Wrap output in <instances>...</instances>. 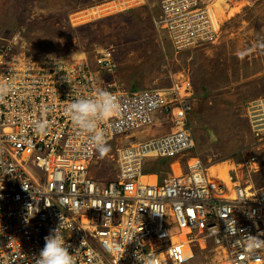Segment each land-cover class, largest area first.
<instances>
[{
	"label": "built area",
	"instance_id": "built-area-1",
	"mask_svg": "<svg viewBox=\"0 0 264 264\" xmlns=\"http://www.w3.org/2000/svg\"><path fill=\"white\" fill-rule=\"evenodd\" d=\"M159 1L155 25L178 51L220 41L221 25L213 23L204 0ZM28 44L16 35L0 45V82L11 85L0 102V264L9 263V254L11 263L35 264L45 237L57 228L77 264H264L263 182L249 188L235 168L232 180L223 181L194 154L189 79L173 81L170 89L126 91L112 74L105 87L85 53L36 55ZM97 62L111 71L118 66L109 49ZM99 90L118 104L99 125L107 143L148 134L157 123L171 126L119 149L110 157L116 177L105 180L92 173L95 145L66 111L74 99ZM245 115L262 151L264 97L249 102ZM38 121L48 125L42 134L34 128ZM159 158L176 160L178 167L171 163L173 174L161 183L146 172ZM249 163L258 165V157L251 155ZM22 240L30 245L27 258Z\"/></svg>",
	"mask_w": 264,
	"mask_h": 264
},
{
	"label": "rangeland",
	"instance_id": "rangeland-1",
	"mask_svg": "<svg viewBox=\"0 0 264 264\" xmlns=\"http://www.w3.org/2000/svg\"><path fill=\"white\" fill-rule=\"evenodd\" d=\"M142 1L147 4L131 0H0V43L25 35L32 54L85 53L91 71L101 75L105 87L113 74L115 81L120 76V86L126 91L170 89L173 81L190 78L196 107L189 119L197 146L194 154L199 153L207 166L215 162L233 166L246 162L252 151L259 159V168H242L246 177L238 180L247 187L259 181L264 185V149L254 146L257 141L245 115L247 102L264 96V0H239L241 3L231 5L233 13L217 24L221 25L217 44L183 51H177L167 31L155 25L154 19L161 15L160 1ZM100 6L99 15L89 14L88 10ZM107 6L111 9L105 10ZM106 49L119 62L115 71L97 62ZM167 131H171L170 125L160 128L157 123L146 138ZM143 139L145 136L137 132L131 140L121 136L107 143L110 152L101 157L97 151L93 175L104 180L115 178L116 164L110 157ZM154 162L157 172L165 168L164 172L171 174L169 159ZM146 172H150L148 166ZM22 242L21 254L27 258L30 245Z\"/></svg>",
	"mask_w": 264,
	"mask_h": 264
},
{
	"label": "clouds",
	"instance_id": "clouds-1",
	"mask_svg": "<svg viewBox=\"0 0 264 264\" xmlns=\"http://www.w3.org/2000/svg\"><path fill=\"white\" fill-rule=\"evenodd\" d=\"M115 60L117 61L116 58ZM117 63L119 67V62L117 61ZM188 79L191 81L190 78ZM117 80H121L120 76L116 78V81ZM10 91V84L6 82H0V102L4 101V99L10 94ZM262 97L255 99L258 100ZM252 100L249 102H252ZM249 102H247V104ZM66 111L71 122L81 133L88 136L91 142L95 145L100 156L104 157L107 155L110 152V146L107 144L104 130L101 129L99 125L102 121L111 118L118 111V104L115 97L105 90H99L97 95L94 97H78L74 99ZM47 127L48 125L45 121H38L34 124L35 131L38 134L44 133ZM69 248L70 245L66 243L64 237L59 231V228L54 229L48 236L45 237L44 247L40 250L38 256H34L35 264H77V261L74 259L73 253L69 251Z\"/></svg>",
	"mask_w": 264,
	"mask_h": 264
},
{
	"label": "bare ground",
	"instance_id": "bare-ground-1",
	"mask_svg": "<svg viewBox=\"0 0 264 264\" xmlns=\"http://www.w3.org/2000/svg\"><path fill=\"white\" fill-rule=\"evenodd\" d=\"M204 2L208 3L211 6V8H210L211 9V12H212L211 18H212L213 23H218L220 20H222L223 17H228L229 16L228 14L233 13L234 7H231V5L241 3L239 0H204ZM115 6H116V3H115ZM102 7L103 6L97 7V8L92 9V10H88V11H90L89 14L90 15H94V14L99 15L101 13L100 9ZM108 9H111V6L105 7V10H108ZM146 134L147 133H144L143 134L145 136V139H147L146 138L147 137ZM251 155H255L254 152H252V151L249 152V155L247 157L246 162H243V163H238V164L237 163L236 164L234 163L233 166H232V165L229 164V162H224V164L218 165L216 167V171L219 174V178L221 180H224V181L232 180V178L229 175V170L231 168H235L236 169V172L239 175L238 176V179L241 180V181H243L245 179V177H246V174L243 172L242 168H245L246 170H248L251 167H253V168L255 167L254 170H258L257 168H259V167H257L258 165L257 164H254V163H252V164L249 163L247 165L248 158ZM254 170H252V171L254 172ZM251 172H249V174ZM259 172H260V170H259ZM232 177H233V175H232ZM249 187H252V186L249 185ZM221 251H224V250L222 249ZM10 256H11V254H9L7 256L8 259H9V260H7L9 263H7V264H14V263H11L12 262V259L9 258ZM216 257H221V253H218Z\"/></svg>",
	"mask_w": 264,
	"mask_h": 264
},
{
	"label": "crops",
	"instance_id": "crops-1",
	"mask_svg": "<svg viewBox=\"0 0 264 264\" xmlns=\"http://www.w3.org/2000/svg\"><path fill=\"white\" fill-rule=\"evenodd\" d=\"M198 155H199V153H198ZM199 156H200V155H199ZM211 159H212V161H213V157H212V156H211ZM164 161H165V160H164ZM153 163H155L154 160L151 161V162L149 161L148 164H147L148 169H149V171H150L149 173L153 175V176H152V179H153V180H154V179H155V180H156V179L159 180L161 177L164 178V177H166V176H169V173L166 174V173L164 172V169H165V168H163L162 171L157 172V171L155 170V168H153V166H152ZM171 163L174 164V167H175L174 170H175V171L178 170V167H177V165H176V160H175V161L169 160V165H170ZM218 165H219V164H216V162H215L214 164L211 165V166H212L211 169H209L210 171H212V173L214 172V174H215L217 177H219V174H218L217 171H216V167H217ZM164 167H165V165H164ZM167 169L170 171L171 174H173L172 171H171L168 167H167ZM179 169L181 170L182 168H179ZM229 172H230V170H229ZM164 173H165V176H164ZM212 173H211V174H212ZM171 174H170V175H171Z\"/></svg>",
	"mask_w": 264,
	"mask_h": 264
},
{
	"label": "trees",
	"instance_id": "trees-1",
	"mask_svg": "<svg viewBox=\"0 0 264 264\" xmlns=\"http://www.w3.org/2000/svg\"><path fill=\"white\" fill-rule=\"evenodd\" d=\"M1 44H4V45H5V44H6L5 40H2V42L0 43V45H1ZM39 54H40V53H39ZM56 54H58V53H56ZM59 55H60V54H59ZM65 55H68V54H65Z\"/></svg>",
	"mask_w": 264,
	"mask_h": 264
},
{
	"label": "water",
	"instance_id": "water-1",
	"mask_svg": "<svg viewBox=\"0 0 264 264\" xmlns=\"http://www.w3.org/2000/svg\"><path fill=\"white\" fill-rule=\"evenodd\" d=\"M212 142L214 143L215 141L212 140Z\"/></svg>",
	"mask_w": 264,
	"mask_h": 264
}]
</instances>
